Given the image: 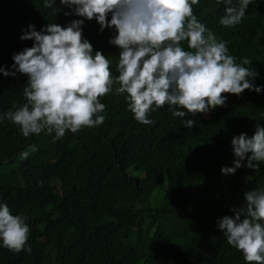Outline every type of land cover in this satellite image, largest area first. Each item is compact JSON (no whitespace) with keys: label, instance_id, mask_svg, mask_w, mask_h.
<instances>
[{"label":"trees","instance_id":"trees-1","mask_svg":"<svg viewBox=\"0 0 264 264\" xmlns=\"http://www.w3.org/2000/svg\"><path fill=\"white\" fill-rule=\"evenodd\" d=\"M54 6L60 9L55 16L44 0H0V65L14 71L13 53L32 46L20 39L29 24L39 31L48 23L83 19L65 16L71 9L60 0ZM192 7L218 40L229 42L237 63L252 61L259 73L254 82L264 85V0H252L235 27L219 23L224 5L217 0ZM82 27L84 38L101 42L100 51L112 56L110 70L118 75L119 49L109 43L113 28L101 32L95 19ZM182 46L188 50L187 42ZM26 82L25 74L0 72V115L26 102ZM118 86L101 98L103 124L60 139L46 131L26 138L12 122L0 121V203L27 217L32 249L15 253L0 242V264H248L227 243L217 219L234 216L231 209L243 206L245 192L264 188V162L235 174L221 168L236 159L232 137L254 134L257 120L251 117L264 113V89L223 93L226 106L194 117H175L166 104L151 112L155 123L145 125L135 120ZM184 119L197 125L186 128ZM259 123L264 126V119ZM24 151L30 155L21 159Z\"/></svg>","mask_w":264,"mask_h":264},{"label":"clouds","instance_id":"clouds-1","mask_svg":"<svg viewBox=\"0 0 264 264\" xmlns=\"http://www.w3.org/2000/svg\"><path fill=\"white\" fill-rule=\"evenodd\" d=\"M224 5L219 23L225 27L239 25L252 0H217ZM71 9L65 16L75 15L66 26L48 23L37 31L34 24L22 29L21 40H32L31 47L13 53L12 69L0 65L5 77L25 74L27 82L22 94L25 103L0 115L18 127L24 137L42 131L55 133L60 139L66 132L77 133L83 127L104 123L106 105L101 98L113 91L124 95L136 121L150 125L151 112L166 104L175 117L207 114L217 106H226L223 93L240 95L244 90L261 93L257 86L259 73L244 57L240 63L229 54L226 40L193 14L199 0H60ZM55 0H44V6L55 16L60 9ZM111 19H108V16ZM85 19H95L100 31L114 28L109 43L119 49L113 76L112 61L82 35ZM187 42L188 50L182 46ZM247 66V67H246ZM186 110V111H185ZM256 119L254 134L240 133L232 137L233 166H222L225 175L235 174L241 167L256 170L264 162V126ZM183 126L193 128L194 119H184ZM37 151L35 146L31 152ZM250 154V155H249ZM29 151L20 154L26 159ZM244 204L233 208L234 216L217 219L218 228L227 243L243 255L248 264H264V188L244 193ZM243 217V218H242ZM27 217L13 215L6 203H0V242L19 253L31 252L27 244L30 227Z\"/></svg>","mask_w":264,"mask_h":264},{"label":"rangeland","instance_id":"rangeland-1","mask_svg":"<svg viewBox=\"0 0 264 264\" xmlns=\"http://www.w3.org/2000/svg\"><path fill=\"white\" fill-rule=\"evenodd\" d=\"M111 34L112 35H115L116 34L114 28L111 30ZM89 42L93 45L94 50H99L100 51V49H101V42H99V41H90V40H89ZM111 57L112 56L110 55V57H108V58H111Z\"/></svg>","mask_w":264,"mask_h":264}]
</instances>
